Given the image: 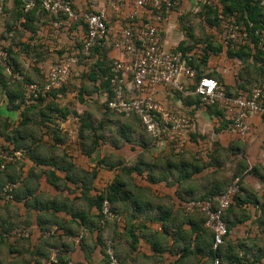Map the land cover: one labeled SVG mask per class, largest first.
I'll list each match as a JSON object with an SVG mask.
<instances>
[{
	"label": "crops",
	"instance_id": "0c3cea01",
	"mask_svg": "<svg viewBox=\"0 0 264 264\" xmlns=\"http://www.w3.org/2000/svg\"><path fill=\"white\" fill-rule=\"evenodd\" d=\"M14 1L8 2L6 14L15 28L22 29L21 19H13ZM194 1L182 0L181 9L192 11ZM128 14L127 8L119 15L109 13V27L124 24ZM176 16L174 11L165 14L160 31L164 46L177 50L185 42L196 47L183 27L182 32L176 29ZM34 26L36 35L22 29L29 36L22 41L32 47L50 43L39 37L50 30L43 14ZM73 31L76 38H67L71 47L82 43L85 28L78 23ZM216 38L208 37L213 48L205 62H198L197 76L215 79L230 94L242 91L238 85L243 80V61L229 56L228 48L214 42ZM103 45L96 58L105 56L111 63L124 59L109 42ZM202 46L194 47L193 54L200 53ZM37 53L31 62L33 72L23 75L30 83H38L42 73L44 79L51 68L45 74L37 71L34 66L46 68ZM66 57L78 59L72 54ZM84 79L90 92L80 94L88 102L99 103L103 117H90L84 103L72 110L58 93L33 106L10 101L8 94L17 84L10 85L0 67V148L19 156L0 169V264H41L53 250L67 253L80 264H100L108 243L119 264H211V251L216 254L213 233L196 213H184L182 204L204 197L212 200L236 177L241 187L224 214L229 235L218 249L220 263L264 264V117L252 118L249 135L240 139L229 133L221 108L205 109L196 96L159 86L157 100L167 111L191 122L184 149L178 152L146 134L135 136L136 121L107 111L108 92H92L93 83ZM52 101L66 117L57 112L43 114ZM115 115L121 120L113 119ZM116 123V135L107 138L104 131ZM12 181L16 189L9 200L2 192ZM113 183L118 186L110 205L115 218L105 219L97 205ZM16 232H28V236L19 238Z\"/></svg>",
	"mask_w": 264,
	"mask_h": 264
},
{
	"label": "built area",
	"instance_id": "2783aa9c",
	"mask_svg": "<svg viewBox=\"0 0 264 264\" xmlns=\"http://www.w3.org/2000/svg\"><path fill=\"white\" fill-rule=\"evenodd\" d=\"M7 0H0V12ZM22 11L38 8L50 19L51 31L69 30L81 23L85 28L80 54L88 58L93 49L109 42L123 54L124 59L115 60L110 67V92L104 102L105 109L124 119H136L148 138L156 143L172 146L178 152L184 149L191 122L178 114L169 112L157 100L159 86L199 99L203 108H221L227 119L230 134L244 139L250 133L249 121L254 117H264V97L261 88L238 91L229 95L226 87L211 77L197 79V72L188 60L193 52L167 49L160 37L161 24L165 14L174 6V0H20ZM82 2L83 5L79 3ZM210 4V3H208ZM264 4V3H263ZM211 5V4H210ZM129 14L124 24L117 28L108 25L109 13L119 15L125 9ZM218 24L212 27L214 35H221L219 43L231 50H237L248 43L249 33L243 21L235 14L225 16L222 7L217 10ZM258 49L264 51V30L256 32ZM56 36V35H54ZM77 63L75 57H66L52 66L45 82L24 84V97L28 103L58 91L66 83L71 68ZM20 80L21 76H17ZM191 82V83H190ZM0 169L13 161L12 156L0 152ZM16 184L4 186L2 195L12 199ZM240 191V180L236 178L212 200L191 199L182 204L185 213L199 212L206 217L205 226L213 233L214 253L224 245L229 230L224 222V214L234 197ZM105 219L115 218L107 200L102 203ZM16 237H27L28 232H16ZM41 264H80L67 253L53 250ZM100 264H119L110 243L104 249ZM212 264H221L215 258Z\"/></svg>",
	"mask_w": 264,
	"mask_h": 264
},
{
	"label": "rangeland",
	"instance_id": "374dc122",
	"mask_svg": "<svg viewBox=\"0 0 264 264\" xmlns=\"http://www.w3.org/2000/svg\"><path fill=\"white\" fill-rule=\"evenodd\" d=\"M10 0H7L4 3L3 10L0 12V67L2 68L3 72L6 74L8 78V82L10 85L16 84L18 82L17 76H22L19 81H23L25 77L23 75L25 73H32L31 70L33 68L32 60L34 59V52H39V59H41V62H46V68L43 67H36L38 72H41L42 70L45 71L49 69L52 66H55L56 64L60 63L66 56H78L77 63L71 68L70 74L68 76V79L66 80V83L63 84V87L61 88L63 92H58L60 96V101L62 100V103H66L68 106H71L72 110H74L76 107L77 109L79 104H86V109H83L88 114H90V117L92 118H99L103 117L102 112L99 111L100 109L98 106H101L96 104L94 100H91L92 102H88L83 98V91H87L88 94L90 92V89L88 90V87L86 85V80L84 79L85 74L89 71L90 67L95 63V58L97 53L95 51L91 52V55L86 58L82 54L77 52L81 48L82 43L81 41H77L76 46L71 47L67 45V38H76L75 35H72L74 32L73 29L76 28V24L71 26V29L69 30H63L57 31L53 33V31L48 32V34H44L45 36H39L40 38L43 37L46 39L51 40L50 43H44V45L41 46H35L32 47L30 44L28 45L26 42H23L25 38H29L25 34V32L22 29H17L14 27L15 23H11L12 19L9 14H6V10H10L9 2ZM186 2V1H185ZM196 2L194 5V8L192 11L182 10L181 6H184V3L182 4V0H174V6L172 8V12L177 14V22L178 15L183 13L182 16V22L179 21V25H177L176 29L181 31V27L184 28V35L192 36V39L194 41L191 43L193 45H196V49L200 48L203 43L205 42L206 38H213L217 36V41L221 40V35L217 34H211V29L208 28L204 14L202 12V8L204 6V0L200 1H194ZM193 2V3H194ZM211 6H213L216 9V12L219 8L223 6L222 0H210ZM181 12V13H180ZM185 12V13H184ZM46 17V20L48 22L50 19L44 14ZM14 19V18H13ZM5 21H7L5 23ZM5 23V24H4ZM186 31V34H185ZM56 35V36H54ZM73 36V37H72ZM216 42L218 44L219 42ZM190 44V45H191ZM28 45V47L26 46ZM102 46V45H101ZM100 46V48H101ZM106 46V45H103ZM74 48V49H73ZM199 50V49H198ZM71 53V54H70ZM105 54V53H104ZM37 56V55H36ZM111 62V61H110ZM255 61L252 59L246 60L243 63L242 67V75L243 80H245V88L242 89V91H250L253 88H261L264 90V80L260 77L259 68L254 63ZM259 62V61H258ZM259 66V65H258ZM42 79H39L35 82H38L39 84L45 82V77L43 79V73L41 74ZM78 86H81L80 88ZM92 89V88H91ZM82 92V94H80ZM86 92V93H87ZM237 92L232 93L231 95H235ZM57 95V94H56ZM58 100V101H59ZM59 103V102H57ZM27 104V103H26ZM25 104V105H26ZM102 107V106H101ZM103 108V107H102ZM77 112V111H76ZM113 117V116H111ZM121 117V116H120ZM113 119L115 120H121L119 116H114ZM135 122V120H134ZM117 123L110 127L109 130L104 131V134L107 138H113L116 135V128ZM134 129L136 130V135L139 134L142 136H145L144 131L142 130V127L140 124L136 121L134 123ZM144 134V135H143ZM146 137V136H145ZM0 152L6 155H10L9 152H6L5 149L0 148ZM12 156L13 160L15 161L19 156L18 155H10ZM18 161V160H17ZM8 184V183H7ZM231 184V183H230Z\"/></svg>",
	"mask_w": 264,
	"mask_h": 264
},
{
	"label": "trees",
	"instance_id": "16d2710c",
	"mask_svg": "<svg viewBox=\"0 0 264 264\" xmlns=\"http://www.w3.org/2000/svg\"><path fill=\"white\" fill-rule=\"evenodd\" d=\"M263 3H264V0H222L223 14L225 16H232L233 14H235V16L237 17V20L244 22L245 26L247 27L248 33H249L248 43L245 46L240 47L237 50H231L228 48L229 56L237 57V58L241 59L243 61V63L249 59L254 60L255 65L257 67H260L259 68V72H260L259 75L264 80V51L258 49L259 38L256 35V32H260L261 30H264V4ZM14 9H15L14 10V21H20V19H21V21L19 22V25L22 27V29L26 30L29 33L36 35L37 27L34 26V23H35V21L38 20L39 16L42 14L44 15V13L38 8H35V9L29 11L28 13H24L22 11V4H21L20 0L14 1ZM202 12L204 14L205 22L209 28L212 29V27H214L215 25L218 24L217 12L213 6H211L210 4L207 5L205 3L203 8H202ZM189 37L192 38V36H189ZM205 41L206 42L203 44V46L201 48V52H200L201 54L200 53L193 54V56L190 58V60H188L189 64L192 67H194L195 69L198 68V62H199V64L205 62V60L207 59L208 52L210 50H212V48H213V46L211 44V40L208 41V38H207ZM26 46L28 47V45H26ZM194 47L195 46H186L185 42H181L179 47L177 48V51H181L183 54H188L189 52L191 53L192 50L194 51V49H193ZM219 49H220V47H218V50ZM93 51H95L99 55L100 46L95 47L93 49ZM36 54H38V53L36 52ZM111 64L112 63L109 62V60L105 56H103V58H100V57L95 58V63L90 67L88 73L85 74V76H84V77H86V79L88 81L93 83L92 92H97L99 89L105 90L106 92H110L109 76H110ZM197 79H200V76H197ZM30 82H32V81H30L27 78H24L23 81L18 80V82H16L17 85L12 84L15 86L16 90H18V89L20 90V93L15 94L16 90H14V92L8 94L9 100L11 101L12 99H14V100L18 99L19 104L28 103L25 100L24 88L22 89V87L24 86V84L30 83ZM96 83L98 85H96ZM245 83H246L245 80H242L240 85H238V90L244 89ZM21 84H22V87H21ZM58 92H63V91H62V89H60L58 91L50 92L48 95H50L52 98H54ZM228 94L231 95L229 92H228ZM48 95H46L45 97H47ZM45 97L38 98L35 101L36 104L43 103V101L46 99ZM48 98H50V97H48ZM32 103L33 102H31L29 104H32ZM49 104H51V105L47 107V111L44 112L43 114L49 113V112L50 113L57 112V113L61 114L62 117H66L65 116L66 112L60 111V109L56 107V105L53 103V101L50 102ZM32 106H33V104H32ZM104 106H105V104H104ZM213 108H217V106H215ZM130 120L137 121L136 119H130ZM227 124H228V122H227ZM0 162L2 163L1 160H0ZM1 163H0V165H1ZM236 178H238V177H236ZM236 178H234V179H236ZM9 183L16 184V182H14V181L9 182ZM117 187L118 186L115 183H113L112 185H110L107 188V190L105 192H103L100 195L99 203L97 206L100 207L101 214H102V203L104 200H107L110 205L114 202L115 197H116L115 194L118 192ZM235 198L236 197H234L233 202L231 203L229 208H231V206L233 205ZM198 199L210 200V199H207V197L198 198ZM111 210L113 211L112 207H111ZM194 213H196L199 216V218H201V224H203V223L205 224L206 217L199 212H194ZM200 229L201 228H198V231H200ZM219 251L216 254H213L211 251V253H210L211 264L213 263V261L216 257L219 258L220 262H222V259L219 255Z\"/></svg>",
	"mask_w": 264,
	"mask_h": 264
}]
</instances>
